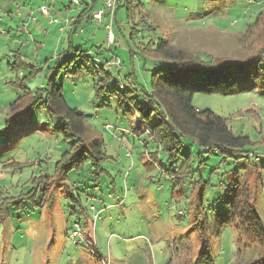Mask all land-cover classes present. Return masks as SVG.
<instances>
[{
	"label": "rangeland",
	"instance_id": "obj_1",
	"mask_svg": "<svg viewBox=\"0 0 264 264\" xmlns=\"http://www.w3.org/2000/svg\"><path fill=\"white\" fill-rule=\"evenodd\" d=\"M79 1L81 9L84 4ZM140 2L134 22L145 16L147 23L135 27L140 31L137 44L163 40L172 50L211 64L242 62L264 51V0ZM103 4L100 0L93 13ZM41 7L50 8L52 15L53 10L63 8H71L68 11L75 15L80 10L73 0H0V130L11 114L10 105L24 95L21 83L35 92L62 63L57 58L65 50L67 36L58 25H50ZM32 13L35 21L30 18ZM55 18L62 21L63 17ZM147 26L155 30L148 31ZM121 28L129 39V26L125 23ZM114 31L116 41L109 44L105 25L96 22L86 34L74 38L75 47L91 50L99 59L103 54L114 55L112 62L121 59L123 65L112 66L111 75L114 82L123 79L127 83L128 44L116 27ZM136 59L140 67L139 56ZM24 64L44 70L30 78L31 68ZM151 69L150 64L147 70L139 68L142 84L149 85ZM97 81L92 73L74 77L66 68L58 77L67 105L84 114L91 131L105 143L108 159L102 165L104 172L97 182L89 167L81 173L69 172L55 191L52 208L47 203L28 212L10 209L0 223V264H206L208 260H199L204 245L209 247L204 250L212 260L209 264H253L264 258V242L249 243L245 227L238 219L230 222L228 213L231 202L234 211L238 202L239 207L250 205L264 221V94L250 90L195 94V108L211 110L225 119L235 136L248 137L257 150L249 154L251 163L246 160L247 153H242L245 160L227 162L216 153L205 154L203 183L194 177L195 181L187 182L181 190L174 188L166 174L170 166L164 154L160 153V162L152 158L158 147L149 140L150 134H139L144 125L138 118L128 122L111 95L97 97ZM58 125L59 119L39 106L17 118L8 133L0 135L1 204L30 191L34 180L53 175L56 163L71 146L53 133ZM199 152L192 140L185 139L176 165ZM70 195L80 198L88 223L81 207L74 209L77 204ZM79 220L80 227L76 224ZM74 225L83 240L71 236L77 230Z\"/></svg>",
	"mask_w": 264,
	"mask_h": 264
},
{
	"label": "trees",
	"instance_id": "obj_2",
	"mask_svg": "<svg viewBox=\"0 0 264 264\" xmlns=\"http://www.w3.org/2000/svg\"><path fill=\"white\" fill-rule=\"evenodd\" d=\"M96 2L98 0L85 5L70 25L69 46L62 53V57H59L62 63L55 75L46 77L43 87L35 92L21 83L19 88L24 91V95L10 105L11 114L5 121V127L0 130V135L7 134L17 118L26 116L41 106L48 116H56L59 119V125L53 129V133L62 136L64 142L71 143V146L56 163L52 176L34 180L30 191L12 197L3 204L0 203V223L10 209L16 213L28 212L42 209L47 203L52 208L55 191L64 184L69 172L81 173L89 167L96 182L104 172L102 165L108 159L105 154V143L99 135L91 131L84 114L75 108H70L65 102L63 84L58 83L61 69L66 68L68 74L74 77L89 73L97 76L96 96L101 98L109 94L116 98L118 108L128 122L131 123L138 118L140 124L144 125L143 129L138 131L139 134L149 133L151 135L149 140L158 147L157 152L151 153L152 158L160 162V153L166 157L170 166L166 174L174 188L179 187L183 190L187 182L191 183L194 177H198L203 183L204 177L201 171L205 165V154L216 153L227 162L231 159L245 160L242 153L249 155L257 150V144L255 148L250 146L255 144H252L248 137L235 136L225 119L215 115L211 110L198 111L193 105V98L197 93L227 95L249 90L264 94V51L242 62L221 61L211 64L195 60L183 51L172 50L163 40L157 43L149 42L146 45L142 42L137 44L140 31L135 27L137 25L143 27L147 23L145 16H142L137 23L134 22L136 10L142 7V3L140 0H120L116 9L114 28L116 27L127 40L130 71L126 72L124 77L127 83H124L123 79L114 82L111 75L113 70L108 67L114 59L111 57L112 54H105L99 59L91 50L76 48L73 41V36L83 32L94 19L92 14L96 9ZM121 11H124L125 23L129 26V39L125 37L120 25L118 16ZM86 19L89 21L85 22ZM147 29L155 30L148 26ZM102 49L100 46L99 55L102 54ZM137 56L141 63L140 67ZM121 64L123 65L122 61ZM148 64L153 69H151L150 83L145 85L139 80V68L147 70ZM23 67L31 68L30 78H35L44 70L43 67L34 65L24 64ZM240 86L244 89L239 90ZM263 138L264 135L262 141ZM185 139L192 140L200 152L197 156L189 154L181 166H177L176 162L181 157ZM250 157L252 155L246 158L249 163H251ZM195 166L197 171L194 173ZM232 187L236 194L238 181H235ZM70 197L77 204L75 210L78 205L81 207L80 198H75L74 195ZM231 206L232 209L228 213L232 220L229 221L239 220L245 227L244 232L250 239L249 243L264 242V221L258 212L250 205L239 207L238 202L235 206L236 211L233 201ZM81 214L88 223L87 211L82 207ZM77 223L81 225L80 220ZM85 229L89 233L88 226ZM206 249L209 250V247L204 245L199 253V260H208L206 264H209L212 260L207 252L204 253ZM262 260L264 258L255 259L253 264H259Z\"/></svg>",
	"mask_w": 264,
	"mask_h": 264
},
{
	"label": "built area",
	"instance_id": "obj_3",
	"mask_svg": "<svg viewBox=\"0 0 264 264\" xmlns=\"http://www.w3.org/2000/svg\"><path fill=\"white\" fill-rule=\"evenodd\" d=\"M119 1L120 0H107L104 7L102 9H100L99 11H97L96 13H94V15H93V18L96 22L105 25V28L108 31V37L107 38H108L109 44L115 43L114 23H115L116 9H117V5H118ZM73 4H74V6H77L80 9L81 2L79 0H73ZM40 12L46 18H49L51 23H59V20L52 15L50 8L41 7ZM30 18H31V20L35 21V17L33 15V13L30 14ZM106 18H107V20H106V22H104ZM71 21H72L71 17L67 18L65 20V24L63 26H61V30H64L67 25L71 24ZM112 66L121 67V60L118 58L114 62L111 61L108 64V67L110 69H113ZM178 214L181 216L185 215V213L183 211H179ZM76 224H78V223H76ZM74 226H75V228H77V225H74ZM78 227H80L79 224H78ZM71 236L73 238H81L83 240L82 233L80 232V230L78 228H77V230H74L72 232Z\"/></svg>",
	"mask_w": 264,
	"mask_h": 264
},
{
	"label": "crops",
	"instance_id": "obj_4",
	"mask_svg": "<svg viewBox=\"0 0 264 264\" xmlns=\"http://www.w3.org/2000/svg\"><path fill=\"white\" fill-rule=\"evenodd\" d=\"M82 1V3L84 4V6L85 5H89V4H87V3H85V1L84 0H81ZM94 0H92V2H93ZM106 1L107 0H104V4L102 5V6H100V7H104V5H105V3H106ZM91 2V3H92ZM99 3H100V0H98V2H96V9H97V7L99 6ZM82 6V5H81ZM84 8V7H83ZM83 8H81L80 10H79V13L82 11V9ZM69 9H71V8H68V10ZM51 10V9H50ZM67 10V8H63V9H58V10H53L52 12H53V16L55 17V15L56 16H58L59 18H62L61 20L62 21H59V23H51L50 21H49V23H50V25L51 26H53V25H58L59 26V31L61 32V33H63V34H65V36H67L66 37V39H67V45H66V47H65V49L66 48H68V46H69V39H70V35H71V27H70V25L74 22V20H75V17H77V15H75V13H74V11H68ZM64 11V12H63ZM43 15V14H42ZM94 15V13L92 14V16ZM61 16V17H60ZM69 17H71L72 18V21H71V24H69V25H67L66 27H65V29L64 30H61V26H63L64 24H65V20L67 19V18H69ZM118 18L120 19V23L121 24H125V22H124V19L122 18V15H121V13L119 14V16H118ZM49 19V18H48ZM58 20H60V19H58ZM106 20H107V18L105 19V21L104 22H106ZM86 21H89L88 19H86L85 20V22ZM92 22L90 23V24H88L86 27H85V29H84V31L83 32H79V33H76L74 36H73V41H74V45H75V40H74V38H80L81 37V35L84 33V34H86L87 33V31H88V29L90 28V27H92V26H94L95 24H96V21L93 19V20H91ZM120 24V25H121ZM88 28V29H87ZM58 31V32H59ZM46 33L47 34H49V32H48V29L46 30ZM83 34V35H84ZM76 38V39H77ZM84 49V48H83ZM63 52H64V50H63ZM62 54H60V55H58V59L59 60H61L62 61V59H60L59 57L61 56ZM103 55H105V54H103ZM112 56H114V55H111V57ZM62 57V56H61ZM111 57H109V58H111ZM46 61H49V60H46ZM44 85V84H43ZM43 87V86H42ZM41 87V88H42ZM198 111H201V110H199V109H197ZM132 128H134L133 127V125H132Z\"/></svg>",
	"mask_w": 264,
	"mask_h": 264
}]
</instances>
